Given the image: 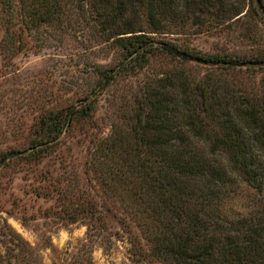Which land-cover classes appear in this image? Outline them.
I'll return each instance as SVG.
<instances>
[{
    "label": "trees",
    "instance_id": "trees-1",
    "mask_svg": "<svg viewBox=\"0 0 264 264\" xmlns=\"http://www.w3.org/2000/svg\"><path fill=\"white\" fill-rule=\"evenodd\" d=\"M212 9L221 19L243 16L264 11V0L231 8L218 0H0V52L8 61L59 46L72 30L109 43L118 60L96 62L82 101L44 110L27 147L2 152L0 161L43 162L68 122L94 113L97 90L116 79V69L128 76L166 61L130 92L122 125L95 143L91 168L161 264H264V47L249 54L196 47L188 35ZM200 65L207 69L195 76ZM61 182L53 181L61 217L92 218L91 199ZM11 235L14 247L0 251V264H41Z\"/></svg>",
    "mask_w": 264,
    "mask_h": 264
},
{
    "label": "rangeland",
    "instance_id": "rangeland-1",
    "mask_svg": "<svg viewBox=\"0 0 264 264\" xmlns=\"http://www.w3.org/2000/svg\"><path fill=\"white\" fill-rule=\"evenodd\" d=\"M238 1L243 0L218 3L231 8ZM215 13L217 9H212L202 17L203 25L192 26L188 39L196 47L248 54L257 46L264 47V11L225 19L215 17ZM3 32L0 25V39ZM117 61L109 43L78 30L66 34L59 46L38 53L21 52L11 61L0 52V154L10 150L14 156V150L26 148L44 110L80 103L92 88L91 71L96 62L114 67ZM167 66L166 61L153 60L149 67L128 76H117L116 69V79L97 90L94 113L80 123H67L57 139L61 142L55 146V154L38 164L16 159L5 166L8 158L0 161L1 252L14 247L9 238L15 233L35 249L34 263L161 264L151 255L124 203L92 170L90 154L100 137L122 125L125 105L132 103L130 92ZM206 69L204 65L193 66L192 72L201 76ZM258 76L264 79V73ZM56 178L62 180L61 186L69 181L68 190L77 188L91 199L92 218L71 222L61 217L62 200L56 198L53 183Z\"/></svg>",
    "mask_w": 264,
    "mask_h": 264
}]
</instances>
